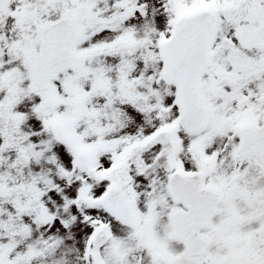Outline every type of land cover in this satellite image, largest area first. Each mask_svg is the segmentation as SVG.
I'll list each match as a JSON object with an SVG mask.
<instances>
[{"label":"snow or ice","instance_id":"obj_1","mask_svg":"<svg viewBox=\"0 0 264 264\" xmlns=\"http://www.w3.org/2000/svg\"><path fill=\"white\" fill-rule=\"evenodd\" d=\"M0 264H264V0H0Z\"/></svg>","mask_w":264,"mask_h":264}]
</instances>
